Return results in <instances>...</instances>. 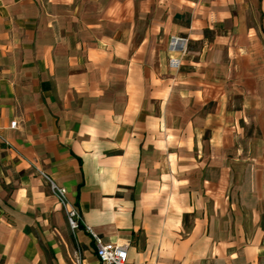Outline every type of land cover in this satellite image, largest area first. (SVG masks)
<instances>
[{
  "label": "crops",
  "instance_id": "1",
  "mask_svg": "<svg viewBox=\"0 0 264 264\" xmlns=\"http://www.w3.org/2000/svg\"><path fill=\"white\" fill-rule=\"evenodd\" d=\"M0 136V264H99L41 172L127 264H264V0H0Z\"/></svg>",
  "mask_w": 264,
  "mask_h": 264
},
{
  "label": "built area",
  "instance_id": "2",
  "mask_svg": "<svg viewBox=\"0 0 264 264\" xmlns=\"http://www.w3.org/2000/svg\"><path fill=\"white\" fill-rule=\"evenodd\" d=\"M178 41H173L172 46L176 47ZM173 66L177 65L176 61H172ZM11 128H16V122L11 123ZM0 138L8 144L1 136ZM41 175L45 177L51 185L53 194L58 198L60 204L63 206L67 223L73 233L80 230V224L83 223V217L79 210L70 204L67 198V190L63 187L56 185L44 172ZM85 225V224H84ZM87 232L92 236L96 245V256L99 264H127L128 258V245L112 242H105L99 235L95 234L89 227L86 226Z\"/></svg>",
  "mask_w": 264,
  "mask_h": 264
},
{
  "label": "trees",
  "instance_id": "3",
  "mask_svg": "<svg viewBox=\"0 0 264 264\" xmlns=\"http://www.w3.org/2000/svg\"><path fill=\"white\" fill-rule=\"evenodd\" d=\"M80 230H85L87 232L86 226L83 223L80 224Z\"/></svg>",
  "mask_w": 264,
  "mask_h": 264
},
{
  "label": "rangeland",
  "instance_id": "4",
  "mask_svg": "<svg viewBox=\"0 0 264 264\" xmlns=\"http://www.w3.org/2000/svg\"><path fill=\"white\" fill-rule=\"evenodd\" d=\"M78 260L80 261V257L78 258Z\"/></svg>",
  "mask_w": 264,
  "mask_h": 264
}]
</instances>
